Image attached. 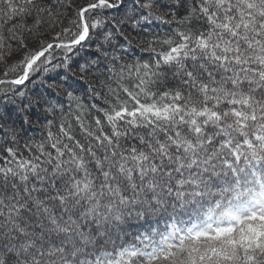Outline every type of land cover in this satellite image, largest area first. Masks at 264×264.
Listing matches in <instances>:
<instances>
[{
    "label": "snow or ice",
    "instance_id": "snow-or-ice-1",
    "mask_svg": "<svg viewBox=\"0 0 264 264\" xmlns=\"http://www.w3.org/2000/svg\"><path fill=\"white\" fill-rule=\"evenodd\" d=\"M0 63V264H264V0H0Z\"/></svg>",
    "mask_w": 264,
    "mask_h": 264
},
{
    "label": "trees",
    "instance_id": "trees-1",
    "mask_svg": "<svg viewBox=\"0 0 264 264\" xmlns=\"http://www.w3.org/2000/svg\"><path fill=\"white\" fill-rule=\"evenodd\" d=\"M21 55H22V53H16V55L12 57V60L13 61L18 60ZM144 55L146 56L147 54H144ZM9 62H11V61H9ZM5 70H6V64L0 63V78H3V75L2 74H3V72ZM10 76H11V74H10Z\"/></svg>",
    "mask_w": 264,
    "mask_h": 264
}]
</instances>
